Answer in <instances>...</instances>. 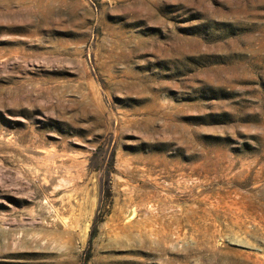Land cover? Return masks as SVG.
<instances>
[{
  "label": "rangeland",
  "instance_id": "rangeland-1",
  "mask_svg": "<svg viewBox=\"0 0 264 264\" xmlns=\"http://www.w3.org/2000/svg\"><path fill=\"white\" fill-rule=\"evenodd\" d=\"M0 264H264V0H0Z\"/></svg>",
  "mask_w": 264,
  "mask_h": 264
}]
</instances>
